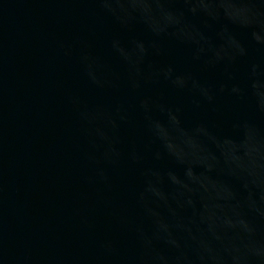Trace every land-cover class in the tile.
<instances>
[{
    "label": "water",
    "instance_id": "95a60500",
    "mask_svg": "<svg viewBox=\"0 0 264 264\" xmlns=\"http://www.w3.org/2000/svg\"><path fill=\"white\" fill-rule=\"evenodd\" d=\"M0 264H264V0H0Z\"/></svg>",
    "mask_w": 264,
    "mask_h": 264
}]
</instances>
